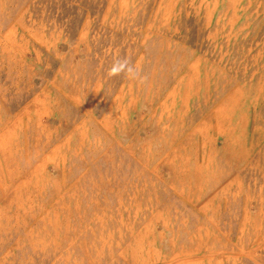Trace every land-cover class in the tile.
Wrapping results in <instances>:
<instances>
[{"label":"rangeland","instance_id":"rangeland-1","mask_svg":"<svg viewBox=\"0 0 264 264\" xmlns=\"http://www.w3.org/2000/svg\"><path fill=\"white\" fill-rule=\"evenodd\" d=\"M0 264H264V0H0Z\"/></svg>","mask_w":264,"mask_h":264},{"label":"clouds","instance_id":"clouds-1","mask_svg":"<svg viewBox=\"0 0 264 264\" xmlns=\"http://www.w3.org/2000/svg\"><path fill=\"white\" fill-rule=\"evenodd\" d=\"M109 76L126 75L129 79L142 83L144 77L140 74V69L134 66L128 58L114 57L107 70Z\"/></svg>","mask_w":264,"mask_h":264}]
</instances>
